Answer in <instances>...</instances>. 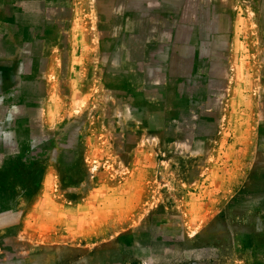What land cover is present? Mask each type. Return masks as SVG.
<instances>
[{"label":"rangeland","instance_id":"374dc122","mask_svg":"<svg viewBox=\"0 0 264 264\" xmlns=\"http://www.w3.org/2000/svg\"><path fill=\"white\" fill-rule=\"evenodd\" d=\"M0 264H264V0H0Z\"/></svg>","mask_w":264,"mask_h":264},{"label":"crops","instance_id":"0c3cea01","mask_svg":"<svg viewBox=\"0 0 264 264\" xmlns=\"http://www.w3.org/2000/svg\"><path fill=\"white\" fill-rule=\"evenodd\" d=\"M168 223V220L166 219V218H164L163 220H162V223H161V225H165V224H167ZM171 223V225L172 226H177L175 223H172V222H170ZM181 231V230H180ZM181 233V232H180ZM180 236H182V235H180ZM175 238H179V235H177V233H175V235H174V238L173 239H175ZM161 255H163L164 257H166L168 254L167 253H157V256H158V260H159V256H161ZM146 259V258H145ZM146 262V261H145Z\"/></svg>","mask_w":264,"mask_h":264}]
</instances>
